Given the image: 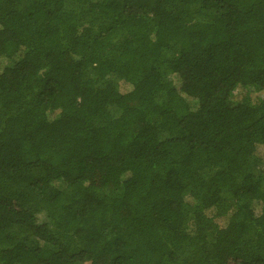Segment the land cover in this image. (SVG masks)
<instances>
[{"label":"trees","instance_id":"16d2710c","mask_svg":"<svg viewBox=\"0 0 264 264\" xmlns=\"http://www.w3.org/2000/svg\"><path fill=\"white\" fill-rule=\"evenodd\" d=\"M0 60V264H264V0H0Z\"/></svg>","mask_w":264,"mask_h":264},{"label":"rangeland","instance_id":"374dc122","mask_svg":"<svg viewBox=\"0 0 264 264\" xmlns=\"http://www.w3.org/2000/svg\"><path fill=\"white\" fill-rule=\"evenodd\" d=\"M4 64H5V62L3 60H0V71L2 70ZM172 79H176V78H172ZM121 89H123V87ZM254 97H257L259 99H264V91H259V92L255 93ZM235 99L237 100V97ZM258 152H259V155L262 156V150H259ZM255 168H256L255 171L258 175V171H261L264 168L263 163L261 161L256 160ZM37 218H38V221H40L42 217L40 215H38Z\"/></svg>","mask_w":264,"mask_h":264}]
</instances>
